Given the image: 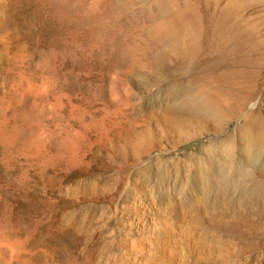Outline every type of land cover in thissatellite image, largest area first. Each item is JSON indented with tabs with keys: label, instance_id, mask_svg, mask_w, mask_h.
<instances>
[{
	"label": "rangeland",
	"instance_id": "1",
	"mask_svg": "<svg viewBox=\"0 0 264 264\" xmlns=\"http://www.w3.org/2000/svg\"><path fill=\"white\" fill-rule=\"evenodd\" d=\"M53 1L55 6L44 0L18 3V31L27 34L33 51L49 50L47 39L57 37L52 25L48 36L41 26L51 22L57 26L52 19L57 8L77 20L68 30L72 32L68 37L77 41L76 48L73 41L60 45L67 58L91 53L99 55L100 64L115 58L119 71L126 57L137 53L128 51L127 33L135 42L145 36L148 46L162 39L159 27L164 14L152 13L151 8L141 11V0L100 5L96 0H68L64 2L67 7L60 0ZM221 4L217 9L221 10ZM234 7L232 17L221 20L218 27L223 38L229 41L233 36L224 44L231 55L225 52L226 67L237 74L214 87L230 99L247 97L243 113L221 122L195 120L200 122L195 125L194 121L166 123L165 117L149 122L150 148L127 175L126 191L122 178L109 169L102 175H70L60 189L54 185L46 191L18 175V199L7 209L13 238L0 241V264H264V13L243 5L242 9L238 4ZM235 16L242 18L236 29L232 26L234 18L238 21ZM111 17L120 42L114 57L111 46L98 41L95 30L99 20ZM79 19L84 29L78 34ZM160 72L144 77L150 86L144 93L148 108L165 106L167 110L191 98V93L181 97L168 93L171 89ZM141 80L134 77L138 92H142ZM162 109L161 113L166 111ZM4 213L0 204L2 220Z\"/></svg>",
	"mask_w": 264,
	"mask_h": 264
},
{
	"label": "bare ground",
	"instance_id": "2",
	"mask_svg": "<svg viewBox=\"0 0 264 264\" xmlns=\"http://www.w3.org/2000/svg\"><path fill=\"white\" fill-rule=\"evenodd\" d=\"M25 1L0 0V204L5 209V217L0 219V241L13 238L12 219L7 209L18 199V175L22 176L20 180L35 181L46 191L54 185L60 189L70 175H102L109 169L112 175L122 178L121 186L126 191L127 175H131L137 159L149 151V122L158 123L160 117L172 124L175 120L194 121V125L200 123L195 120L221 122L226 117L242 114L246 107L247 97L230 99L222 89L214 87L237 74L226 67L230 48L224 45L227 39L219 27L223 24L221 20L232 17L234 5L264 13V0H141V11L151 8V12L157 10L164 14L159 27L162 39L150 42L149 47L145 36L135 42L127 33L128 51L132 53L134 49L137 53L132 58L127 56L119 71L115 70L119 63L113 62L115 58L110 61L106 53L109 62H103L105 65L100 64L99 55L91 53L85 58L82 54L65 57V51H61L64 47L60 45L70 41L75 45L77 41L68 37L72 33L68 30L77 20L68 17L61 8L52 15L57 26L54 22L41 25L43 30H48L47 36L51 25L57 32V37L47 39L50 49L33 51L27 34L18 31V3ZM44 1L55 6L53 0ZM60 1L67 7L64 2L68 0ZM103 1L114 0H96L98 5ZM219 1L223 4L221 10L216 7ZM240 19L234 18L235 24L231 23L235 29L236 22L242 24ZM80 20L75 27L78 34L84 29ZM114 25L111 17L107 21L99 20L95 26L98 41L111 46L112 57L117 55L115 45L120 43ZM231 43L232 40L228 44ZM76 50L73 51H79ZM66 59L72 64L68 65ZM159 71L171 89L168 93L174 97L191 93V98L167 110L165 106L148 108L144 93L150 86L144 77ZM135 76L142 79V92L135 88ZM162 108L166 110L163 113L159 111ZM109 164L114 166L110 168ZM118 192L113 193L112 199ZM13 254L18 258V250L14 249Z\"/></svg>",
	"mask_w": 264,
	"mask_h": 264
}]
</instances>
